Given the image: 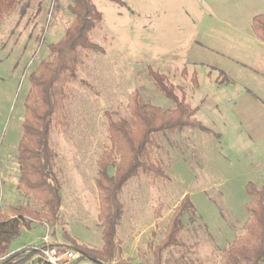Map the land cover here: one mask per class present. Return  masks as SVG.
I'll return each mask as SVG.
<instances>
[{
    "label": "rangeland",
    "instance_id": "rangeland-1",
    "mask_svg": "<svg viewBox=\"0 0 264 264\" xmlns=\"http://www.w3.org/2000/svg\"><path fill=\"white\" fill-rule=\"evenodd\" d=\"M120 1L125 5L93 0L102 22L89 39L104 52H79L77 80L66 86L67 97L52 123L49 147L61 195L53 220L37 216L46 210L19 188L17 153L29 75L51 59L48 46L73 20L72 0H30L23 14L20 5L0 20V215L22 214L30 222L6 255L40 245L46 233L51 242L77 251L101 250L95 180L98 159L111 149L108 119H130L133 95L141 104L172 109L155 88L150 75L155 72L195 109V118L210 133L182 129L153 135L149 170H139L118 194L117 252L110 260L97 256V262L154 264L153 250L188 196L195 220L179 234L181 245L162 254L161 264L168 257L222 264L223 251L243 235L245 186L258 184L253 167L261 166L264 184V137L254 141L248 131L254 126L262 130L255 135H264V124L247 102L249 96L256 102L264 96V84L244 68L264 64L248 39L264 0ZM36 255L27 264H38Z\"/></svg>",
    "mask_w": 264,
    "mask_h": 264
},
{
    "label": "trees",
    "instance_id": "trees-1",
    "mask_svg": "<svg viewBox=\"0 0 264 264\" xmlns=\"http://www.w3.org/2000/svg\"><path fill=\"white\" fill-rule=\"evenodd\" d=\"M30 0H0V20L11 14L18 6L22 13ZM125 5L120 0H107ZM73 20L62 38L48 46L51 59L42 61L29 75V90L24 102L22 138L18 145L19 188L27 196L39 201L44 214L41 218L55 219L61 203L60 185L53 172L54 152L49 147V133L54 118L61 111L66 99V86L75 82L79 52L103 53V49L90 41V33L102 22V14L93 0H72L68 7ZM251 31L264 43V14L252 18ZM155 88L171 101L173 108L163 110L150 104H141L136 96L130 99V119H108L107 132L110 152L103 153L97 161L95 186L98 194L102 248L95 253L81 252L94 264L97 256L110 260L117 252L115 228L122 215L118 194L123 185L139 170H149L148 147L158 133L194 129L210 133L195 118V109L173 93L164 75L150 72ZM218 137V135H215ZM118 157L115 163L111 157ZM113 173L109 174V169ZM245 193L248 202L244 209L247 219L242 227L243 235L236 237L223 251L222 264H261L264 262V187L247 182ZM22 211V208L16 212ZM195 209L185 196L175 208L164 232L162 241L154 248V264L162 263V254L171 247L181 245L179 234L195 220ZM201 220L200 217H197ZM30 222L22 214L14 217L0 215V256L6 255L10 242L19 236L22 228ZM71 246V245H70ZM73 247V246H71ZM36 255L32 248H24L6 255L1 264H27ZM40 259V258H39ZM167 264H192L183 257H168ZM38 264H45L41 259Z\"/></svg>",
    "mask_w": 264,
    "mask_h": 264
},
{
    "label": "built area",
    "instance_id": "built-area-1",
    "mask_svg": "<svg viewBox=\"0 0 264 264\" xmlns=\"http://www.w3.org/2000/svg\"><path fill=\"white\" fill-rule=\"evenodd\" d=\"M32 250L45 264H91L80 251L51 242L47 233L41 238V244Z\"/></svg>",
    "mask_w": 264,
    "mask_h": 264
},
{
    "label": "crops",
    "instance_id": "crops-1",
    "mask_svg": "<svg viewBox=\"0 0 264 264\" xmlns=\"http://www.w3.org/2000/svg\"><path fill=\"white\" fill-rule=\"evenodd\" d=\"M262 12H260L259 14H264V8H263V10H261ZM259 14H257V15H259ZM249 40H251L252 41V44L257 48V50L259 49V51H260V53H259V55H260V58L261 59H263L264 60V43H262V42H260L255 36H254V34L252 33V31H251V33H250V36H249V38H248ZM262 62V61H261ZM263 64V62L260 64V66L259 67H256L255 65H249V66H244V68H245V70H249L251 73H253L254 75H256V76H258L259 78H260V80L261 81H263L262 83L264 84V64ZM248 90V89H247ZM249 91H250V95H256L251 89H249ZM249 96V95H248ZM258 97V99H257V101L264 107V96H257ZM248 99V101L247 102H249L250 104H252L253 106H255V108H257V112H259L260 113V116L262 117L261 118V120L263 121V124H264V108H262L261 106H260V104L258 103V102H256V101H254L250 96L247 98ZM258 129H260V128H256V127H254V126H250L249 128H248V131L251 133V135H252V137H253V139L254 138H256V139H254V141H258V139L257 138H262V137H264V135H260V134H256L255 135V132L257 131L258 133H260V132H262V130L260 131V130H258ZM250 139H251V137H250ZM252 141V140H251ZM260 168H261V166H256V167H253L252 169H253V173L255 174V176L257 177L256 178V180H257V182H258V184H256V185H258V186H263L264 187V184L260 181V180H262V175H261V173H262V171L260 170ZM96 187V186H95ZM248 199V198H247Z\"/></svg>",
    "mask_w": 264,
    "mask_h": 264
}]
</instances>
